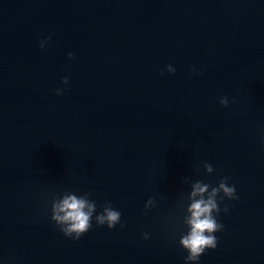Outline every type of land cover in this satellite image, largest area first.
Here are the masks:
<instances>
[{"label":"water","instance_id":"95a60500","mask_svg":"<svg viewBox=\"0 0 264 264\" xmlns=\"http://www.w3.org/2000/svg\"><path fill=\"white\" fill-rule=\"evenodd\" d=\"M68 196L96 204L79 239L51 219ZM0 264H264V0H0Z\"/></svg>","mask_w":264,"mask_h":264},{"label":"clouds","instance_id":"9594fccd","mask_svg":"<svg viewBox=\"0 0 264 264\" xmlns=\"http://www.w3.org/2000/svg\"><path fill=\"white\" fill-rule=\"evenodd\" d=\"M51 36L41 41L40 47L44 48V45ZM69 58H73L72 53H68ZM194 70V69H193ZM169 73H175V69L171 66H167ZM163 75V73H161ZM64 84L68 83L67 78L62 81ZM57 94H62L60 89H57ZM221 105L227 107L228 100L226 97L220 99ZM205 167L208 172H213L211 164L205 163ZM228 178L224 177L220 180L218 186L212 188L211 196L207 199H200L191 205V219L189 220L190 232L182 236L179 243L188 252L186 261L196 262L201 254L206 249H215L217 246V238L214 235L215 232L221 231L223 225L218 223L213 212L219 213L217 200L214 199L218 193L222 192L220 200L225 197L229 199H237L235 186H229L227 183ZM208 185L204 187L197 185L196 190L198 192H204ZM195 195V193H194ZM87 209V210H85ZM96 211L95 203H88L84 199H77L75 196H68L64 198L59 204H53L52 217L57 225H64L60 230L65 236L79 239L84 233H86L92 227L93 212ZM228 211L227 207L224 209ZM121 213L112 208L110 204L103 207V211L96 215L95 220L97 225H107L109 229L114 228L116 224L120 222ZM124 227V225H121ZM73 233L75 235H73ZM147 239V234H145Z\"/></svg>","mask_w":264,"mask_h":264}]
</instances>
